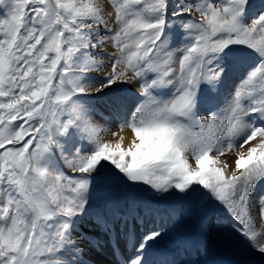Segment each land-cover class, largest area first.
Instances as JSON below:
<instances>
[{"label": "snow or ice", "instance_id": "snow-or-ice-1", "mask_svg": "<svg viewBox=\"0 0 264 264\" xmlns=\"http://www.w3.org/2000/svg\"><path fill=\"white\" fill-rule=\"evenodd\" d=\"M107 3L0 0V264H90L85 246L113 264H187L194 245L181 222L209 203L223 229L264 255V196H254L264 181V0ZM172 27L187 43L171 46ZM234 62L250 66L226 108L197 115ZM117 84L136 87L134 107L120 105L118 127L134 133L127 148L104 142L94 119L104 113L78 100ZM73 139L94 147L69 153ZM137 189L186 205L168 213L172 248H153L172 229L147 219ZM86 220L96 232L82 231Z\"/></svg>", "mask_w": 264, "mask_h": 264}, {"label": "rangeland", "instance_id": "rangeland-1", "mask_svg": "<svg viewBox=\"0 0 264 264\" xmlns=\"http://www.w3.org/2000/svg\"><path fill=\"white\" fill-rule=\"evenodd\" d=\"M255 2L258 4L259 0H255ZM105 7H108L107 0H104ZM170 32L173 37V43L172 47H179L182 46L184 43H187V41L184 39L185 33L181 31L178 27H172L170 28ZM106 51H112V46L109 45L106 49ZM250 66L248 62H234V66L232 68L227 69V74L223 78L222 84L219 86L218 91L215 93H212L210 100V104H198L197 105V115H206L209 108H220L221 110L225 109L228 103V98L232 91L234 90L236 84L239 82L240 79L243 78L245 72L247 71V68ZM92 79H94L97 83L103 82L102 78L99 76H93ZM203 89L207 90V85L201 86ZM170 89L163 90V95H169ZM136 92L135 85H127V84H117L113 85L111 91L105 90V94H94L91 97H79L78 100L80 103H83L85 105H91L95 106L97 108V111H100L101 108L104 109H110L112 110V113L109 114L107 118H100L102 123H107L110 125L108 127V131H105L103 135V140L107 142V139H112L114 137H117L119 134H121L124 131H128L130 129L128 128H119L118 124L120 123L119 117L126 118L127 115H118L121 111L120 105L125 104L127 106L128 111L132 109L135 105V97L134 94ZM125 112V111H124ZM126 113V112H125ZM110 123V124H109ZM79 143L81 145L82 151L90 152L92 151L94 145L88 143L87 141H77L75 139L67 141L66 142V148L65 150L69 153H71L72 149L76 146V144ZM109 143V142H107ZM232 159V155L229 154L227 157V160L230 162ZM58 163L60 166H63L62 161L58 160ZM105 176L108 177V181L110 186L114 188H119L123 190V185H120L119 182L115 179V177L112 176L111 172L106 170ZM138 198L141 204V207L144 208H150L152 209L153 213L150 214L147 219L150 220L152 217V220H155L154 213H157L156 211H159L161 214V210L166 209L165 214L162 216L169 219L168 213L171 210H176L177 213H180L186 209V205L181 201V198L178 197L175 193H172L171 195L165 194L163 197L157 196L150 191H145L143 189H137ZM102 191H98L94 193L93 199H92V205L93 208L103 203V195L100 193ZM254 196L256 199H259V197L264 196V181H262L258 186L257 190L254 193ZM91 211V210H90ZM221 209L217 207L215 204L209 203L206 206H202L200 209V212L198 214V217L192 218L188 217L184 219L181 222V228L180 233L188 238L189 240L192 239L194 232L196 229L200 226L199 218L206 217L204 220V225L207 224L209 218L216 217L218 219H222L223 217L220 215ZM156 221V220H155ZM159 224V220L157 221V225ZM168 224V225H167ZM166 225L169 226L172 231H170L164 239L159 240V243L164 242H171V244L174 241V238L176 237L177 233L176 230L171 222H168ZM171 224V226H170ZM259 224V223H258ZM257 224V225H258ZM84 229H89L87 233H94L97 231V229L93 226L91 222L85 221L82 231Z\"/></svg>", "mask_w": 264, "mask_h": 264}, {"label": "bare ground", "instance_id": "bare-ground-1", "mask_svg": "<svg viewBox=\"0 0 264 264\" xmlns=\"http://www.w3.org/2000/svg\"><path fill=\"white\" fill-rule=\"evenodd\" d=\"M120 111L121 112L118 115H127L124 110ZM98 113H104V115L100 116L97 114L94 117L95 122L100 127L104 128L105 131H108L110 125L105 122L102 123L103 120L101 121V119L107 118L109 114L112 113V110L101 108ZM99 116L101 119H99ZM133 135L134 133L131 130L124 131L117 137L107 139V142L115 145V143H119L122 140V147L127 148ZM156 212L157 213H154L153 215L155 216L156 224L158 220L159 224L161 222H164L165 224L170 222V220L163 217L159 211ZM152 219L153 217L149 221ZM225 223L226 221L223 218L218 219L216 217H211L207 224H203V228L200 225L196 229L192 239H190L194 247L191 249L190 255L184 257L187 264H207L208 262H212L213 264H264V255L251 249L236 233L223 229L222 225ZM151 227L152 224L149 222L146 226H138V231L142 233ZM257 228H260L259 224L257 225ZM88 230L89 229H84L85 232H88ZM171 242H157L153 245V248L156 249L157 245H161L162 249L172 248L174 245L171 244ZM122 247L125 250H128L127 244L124 242H122ZM85 251V259L89 260L90 264H113L114 260L118 259L114 258L107 250L96 252L95 250H89L87 246H85Z\"/></svg>", "mask_w": 264, "mask_h": 264}, {"label": "water", "instance_id": "water-1", "mask_svg": "<svg viewBox=\"0 0 264 264\" xmlns=\"http://www.w3.org/2000/svg\"><path fill=\"white\" fill-rule=\"evenodd\" d=\"M219 246V245H218Z\"/></svg>", "mask_w": 264, "mask_h": 264}]
</instances>
